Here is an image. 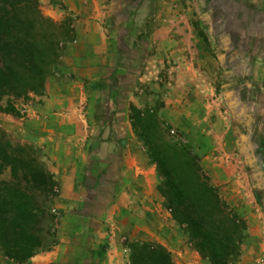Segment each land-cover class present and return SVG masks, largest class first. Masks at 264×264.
Masks as SVG:
<instances>
[{
    "label": "rangeland",
    "instance_id": "rangeland-1",
    "mask_svg": "<svg viewBox=\"0 0 264 264\" xmlns=\"http://www.w3.org/2000/svg\"><path fill=\"white\" fill-rule=\"evenodd\" d=\"M38 1L45 16L55 21L68 19L75 25V17L68 9L73 0ZM108 2L116 3V7L106 14L104 33L110 50L117 49L120 60L116 72L109 76L111 81L114 78L115 84L101 96H95L97 103L100 99L108 100L103 111L93 108V112L99 111L104 123L97 124V127L93 121L86 122V128L93 130L95 138L99 129L103 131L106 126L120 127L122 121L118 123L113 116L118 104L122 108L130 105L129 117L133 106L140 109L158 107L166 136L182 140L193 147L201 169L209 176L229 210L246 221L247 230L235 264H264V79L254 78V74H251L253 70L247 68L249 55L242 52L250 51L251 48L241 41L246 36H251V30L256 33L253 43L264 41V0ZM254 22H257L255 26L252 25ZM71 43L67 44L63 57L68 55ZM177 55L184 56L185 63L189 62L190 67L195 69L196 82L201 87L188 90L178 83V70L175 69L179 61L176 59ZM182 60L181 58L180 61ZM64 65L63 60L53 77L54 81H64L65 76L61 72ZM186 68L187 66L184 69ZM108 81L106 79L104 83ZM126 88L129 95L124 92ZM197 93L205 94L206 99L201 98V102L190 107L192 111L188 113L187 101L194 104ZM95 97L93 94L92 101ZM111 97L114 98V103L110 102ZM40 98L41 96L31 95L29 99H15L21 115L0 111V129L14 144L31 147V152L49 170L56 167L36 145L38 136H35L34 143L27 139L28 131H33L34 127H30L28 122L31 118L28 116L27 105L38 102ZM177 105L179 107L173 110V116L181 118L180 127L171 123L172 116L169 114ZM181 108L186 113L179 112ZM111 111L114 113L113 117L110 116ZM127 117L126 113L124 120L128 121ZM131 131L134 132L133 128ZM109 135H114V130ZM115 141L120 144L118 139ZM131 141L134 142L133 145L147 151L138 138ZM52 176L56 195L47 199L50 213L44 226L45 246L38 253L57 246L58 225L62 217L66 215V211H74L77 207L75 203H67V206L65 200L59 198L62 194L60 181L57 178L55 180L56 174ZM2 178L11 179L9 169H6ZM89 178L96 184L93 175ZM160 181L159 176L158 185ZM88 193L95 195V187H89ZM142 201L145 203L139 205L146 208L144 212L136 209L135 212H130L128 218L141 228L135 236L120 240L124 249L119 252L121 264H129L130 252L125 247L127 239L162 244L171 253L176 264H210L190 244L183 227L172 218L158 190L146 189V197ZM94 208L103 223L100 227L102 230L107 229L106 220L112 208L105 203L98 204L97 207L94 205ZM144 220L148 222L146 226H143ZM108 237L99 239L103 248L110 247ZM89 242L92 243V240ZM2 257L0 252V258Z\"/></svg>",
    "mask_w": 264,
    "mask_h": 264
},
{
    "label": "trees",
    "instance_id": "trees-1",
    "mask_svg": "<svg viewBox=\"0 0 264 264\" xmlns=\"http://www.w3.org/2000/svg\"><path fill=\"white\" fill-rule=\"evenodd\" d=\"M75 40L73 24L45 16L38 0H0V111L20 116L15 99L44 95L67 44ZM159 110L133 106L130 115L134 133L161 177L157 190L203 259L235 264L246 221L229 210L193 147L166 136ZM31 149L14 144L0 129V252L17 264L44 248L47 199L56 195L52 174ZM6 169L10 180L2 178ZM125 247L129 264H176L162 244L127 239Z\"/></svg>",
    "mask_w": 264,
    "mask_h": 264
},
{
    "label": "crops",
    "instance_id": "crops-1",
    "mask_svg": "<svg viewBox=\"0 0 264 264\" xmlns=\"http://www.w3.org/2000/svg\"><path fill=\"white\" fill-rule=\"evenodd\" d=\"M114 7L116 3L109 4L108 0L71 1L68 9L75 17L77 37L74 43L68 46V55L62 59L65 68L61 72L65 79L61 82L52 78L53 81H50L46 93L40 98L41 101L27 105L28 116L31 118L27 121L30 122V127L34 126L33 131L29 132L27 129V139L34 143L35 136H38L36 145L56 167L49 168V171L53 175L56 174L55 180L57 178L60 181L62 194L59 198L65 200L67 206V203H75L77 207L74 211H66V215L62 217L58 225L57 246L37 253L23 264H121L119 252L123 248L120 240L135 236L141 228L128 219L130 212H135L136 209L144 212L146 208L139 204L145 203L142 199L146 197V189L157 190L159 176L156 165L151 163L147 151L133 145L134 142L131 141L137 137L131 131L130 105H124L122 108L121 104H118L116 114L111 111V117L114 116L118 123L122 121L120 127L112 126L111 129V126H106L103 131L97 130L94 138L93 130H89L85 125L86 122L93 121L98 127L97 124L104 123L98 112L103 111L108 100L100 99L97 103L96 97L109 91L115 84L114 78L111 81L109 76L116 72L120 59L117 49L110 50L103 28L107 12ZM254 24L257 22L252 25ZM254 35L256 33L251 30V36L241 40L251 48L250 51L242 53L249 55L247 68L253 70L251 74H254V78L264 79V41L253 43ZM176 59L179 60L175 68L178 70V83L188 90L201 87L196 82L195 69L190 67L189 62L185 63L186 58L177 55ZM106 79L109 81L104 83ZM201 89L205 91L203 86ZM127 90L124 89V92L129 95ZM93 94L96 96L94 101L91 99ZM196 98L194 104L190 100L187 101L188 113L192 111L190 107L201 102V98L206 99V95L200 93ZM110 99V102L114 103V98ZM94 107L99 111L93 112ZM178 107L179 105L169 111V114L172 116L171 123L180 127L181 118L173 116V110ZM114 108L115 106L112 110ZM183 108L179 109V112L186 113ZM126 113L128 121L124 120ZM111 130H114L112 136L109 135ZM116 139L120 141L119 145ZM92 175L96 184L89 178ZM91 186L96 189L95 195L88 193ZM104 203L112 210L106 220L107 229L102 230L100 226L103 223L97 217L94 205L97 207L98 204ZM147 223L144 220L143 226ZM101 237L109 238L110 247L103 248L100 245ZM0 264L17 263L2 257Z\"/></svg>",
    "mask_w": 264,
    "mask_h": 264
}]
</instances>
